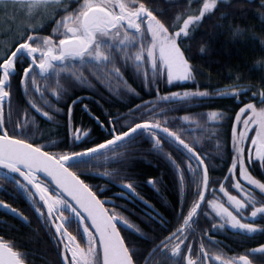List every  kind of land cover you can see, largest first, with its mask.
<instances>
[{
    "label": "snow or ice",
    "instance_id": "1",
    "mask_svg": "<svg viewBox=\"0 0 264 264\" xmlns=\"http://www.w3.org/2000/svg\"><path fill=\"white\" fill-rule=\"evenodd\" d=\"M255 2L179 0L178 5H171L179 10L165 15L164 9L155 6L156 0H0V191L4 184H12L29 202L36 220L56 241L63 264H253L250 255H264V244H259L251 253L225 256L213 235L214 230H227V226L242 234L264 232V225L255 222L257 217L264 219V179L253 174L258 166L264 176V80L247 103L240 98L251 86L239 83L216 92L197 87L162 95L158 87L161 80L168 85L194 81L196 69L189 52L201 24L219 13L213 25L219 29L233 15L221 8L251 7ZM258 14L264 17V0H258ZM48 27L51 33L43 34ZM229 30L233 34L243 31L235 23ZM199 50L203 53L206 48L201 45ZM129 73L149 90L157 85V99L142 100L126 115L109 114L107 121L85 105L106 132L100 142L75 150L76 142H84L91 131L73 123V106L79 97L68 105L69 143L61 147L63 142L36 141V132L42 131L41 119L54 121L63 112L59 104L70 89L92 85L93 77L110 89L115 83L139 96L129 83ZM16 76L27 97L26 105L13 104L12 79ZM212 95H231L242 105L230 125L231 163L223 179L212 178L208 156L197 148L196 140L185 136L192 124L205 130L211 127L223 160L227 144L218 129L232 118L220 110L209 111L206 119L204 114L186 113L171 120L167 115L176 110L171 105ZM177 120L183 123L177 124ZM137 137L148 139L152 150L164 156L181 193L179 208L174 210L177 226L171 230L167 227L170 222L156 209L152 208L154 216L146 213L149 227L158 221L164 230L152 238L146 250L123 234L127 230L138 240L148 239L125 215L124 205L105 197L103 189L97 191L79 171L94 167L96 160L126 158L128 146ZM148 183L155 186L158 181L150 177ZM189 185L194 186L190 202ZM121 188L122 196H139L126 175ZM0 207L31 223L23 210L4 199H0ZM0 264H27V254L0 236Z\"/></svg>",
    "mask_w": 264,
    "mask_h": 264
},
{
    "label": "trees",
    "instance_id": "2",
    "mask_svg": "<svg viewBox=\"0 0 264 264\" xmlns=\"http://www.w3.org/2000/svg\"><path fill=\"white\" fill-rule=\"evenodd\" d=\"M173 4L178 5L179 0H156L155 6L158 10L164 9L165 15H172L178 11L179 8L172 7L171 5ZM221 11H228L233 13V15H230L228 20L223 22L221 28L215 29L213 25L217 22V17L219 15V13H217V16L201 24L199 29L195 32V38L191 42L192 47L189 56L191 57V63L196 69V79L194 81L174 82L173 85H168L166 80H161L158 85L161 95L165 92L183 91L184 89L195 90L197 87L216 92L217 90L226 89L234 83H239L244 86H251V90L247 91L240 98V101L247 103L249 98L252 97V93L259 91L261 81L264 80V17L258 14V0L252 3L251 7L247 5L244 7L230 6L221 8ZM233 23L239 24L241 29H243L240 34H233V32L229 30V25ZM51 31V27H48L43 34H50ZM201 45H204L206 48V51L203 53L199 50ZM129 76V83H132L133 87L137 89L140 93L139 96L127 92V89L123 85L118 87L115 83L110 89L106 84L96 81L94 77L92 78V85H77L70 89L68 96L92 94L102 97V99L90 98L89 102L91 104V109L99 114V118L104 121H107L109 114L113 117L126 115L129 109L141 103L142 100L149 101L157 99V85H153L151 90H149L145 88L139 80L132 77L131 73H129ZM18 79V76L12 79V101L15 99L16 105L19 99V104L24 105L21 93L23 91H21L19 87ZM133 81L135 82L133 83ZM87 86H89V90ZM117 88L120 94L117 93ZM108 95H117L120 99H105V96ZM257 99H259L258 96ZM64 101H66V99H64ZM240 101H237L231 95H212L206 98L194 99L187 103L171 105V107H174L176 110L167 113L170 120L182 117L186 113L192 115L204 114L206 119V114L209 111L220 110L223 111L227 117L232 118L225 120L223 125L218 129L220 139L224 140L227 144V152H225L223 160L217 151L216 138L211 135L213 131L211 127L205 130L201 126L192 124L190 126V134L186 133L185 136V138L190 141L196 140L197 148L208 156L207 162L212 169L211 176L213 179H223V176L227 173V165L231 163V156L229 154L231 152L230 125L233 122L236 111L242 106ZM84 103H86V101L82 99L80 104ZM257 106L259 107L260 105L258 104ZM74 108V114H76L78 106ZM5 110L7 111V105H5ZM60 116L64 118L66 114L62 113ZM60 116H56V120L62 122L63 118ZM87 121L90 120L87 118ZM120 123L123 124L124 120H121ZM179 123L183 122L177 120V124ZM185 127L189 128V125L185 124ZM92 128L94 133L92 136L93 142L98 143L102 137L106 136V132L100 131L99 127L96 125ZM51 129L59 131L58 135L60 136L65 132L63 127H58L57 125L51 126ZM47 134L44 133L43 137L50 138L52 136V133ZM57 144H61V142ZM63 144L66 143L63 142ZM63 144H61V147H63ZM54 150L58 151L59 149ZM168 150L171 149L166 148V151ZM163 157L162 154H158L152 150V145L148 139L137 137V142L128 146L127 157L123 158V161H120V174L126 175L129 179L134 178L140 185L147 178H153L156 177L157 174H162L163 181L160 186V191L163 196H169L171 205L174 207L175 198L173 195H176L174 191L177 189L174 179L171 176L172 172L167 162L155 159H163ZM107 162V168L113 171L118 168L117 160H108ZM93 165L94 170H96L98 164ZM153 165H155V167ZM113 173L116 174L115 171ZM253 174L256 175L257 178L264 179L258 166L253 170ZM147 190L150 189L147 188ZM230 191L235 195H240L234 188H230ZM12 205L14 206V204ZM170 212L174 214L171 209ZM2 214L4 215V213ZM167 218L169 222L172 221L170 216L167 215ZM259 219L264 225V219ZM0 221L6 220L0 215ZM153 229H155V231H153ZM158 229V225L154 223L153 226L147 229V234L150 237L154 234H158ZM24 237L27 238L25 240L28 245L35 248L38 253L44 256L49 254L46 250V243H44L42 237L40 238L35 235H24ZM249 237H251V235L242 234L237 230L236 247L249 245L246 249L236 251L238 254L245 253L248 248L256 245L254 243L258 242L257 236L252 239ZM259 239L260 242H264V232L261 233ZM51 262L53 263V260Z\"/></svg>",
    "mask_w": 264,
    "mask_h": 264
},
{
    "label": "flooded vegetation",
    "instance_id": "3",
    "mask_svg": "<svg viewBox=\"0 0 264 264\" xmlns=\"http://www.w3.org/2000/svg\"><path fill=\"white\" fill-rule=\"evenodd\" d=\"M19 83V79H18ZM43 84V81H41ZM54 86V81L52 82ZM19 87L21 89L22 93V99L24 102V105L27 104V97L25 96L24 89L23 87L19 84ZM87 89L89 90V86H87ZM49 95L51 96V89H49ZM79 97L80 99L78 102L73 106L77 107L78 106V111L76 114H74V109L72 112L73 116V123L77 127H83L84 129H90V134L84 138V142L77 141L76 142V149L77 151L80 150V148L84 146H92L93 142V126L96 125L99 127V125L96 123L95 119L89 115L88 111L85 110V105L88 106V109H90L91 113H93L95 116H98L99 114L95 113L91 109V104L89 102L90 98H97V99H102V97L98 95H87V94H80V95H71L66 97V101L62 100L59 104V106L63 109L62 113L66 114V117L60 116L62 113L57 114V117L60 116L62 119V122L59 120H54V121H46V119H41L40 122V129L42 131H38L35 134V139L38 143L41 144H47L48 142H55L58 143L59 140L65 141V143H69L71 137L69 133V126H68V105L72 103L73 99H76ZM106 98H112V99H120L119 96L117 95H108L105 96ZM82 99L86 101L84 104H80L82 102ZM18 102L19 99H18ZM16 100L13 99V104L15 105ZM99 117V116H98ZM116 117V116H115ZM87 118L90 121H87ZM57 125L58 127H65L66 131L62 136L58 135L59 131H56L55 129H51V126ZM100 131H103L99 127ZM104 132V131H103ZM44 133H52V136L50 138H45L43 137ZM48 135V134H47ZM124 150H122L123 152ZM156 160H161L163 162H166V159L163 157L162 158H155ZM124 159H118V168L114 170L116 174H114L112 169L107 168V161L100 159L93 161V164H98L96 167V170H94V167L91 168H86V167H81L79 169L80 172L84 173L85 179L93 185H96L97 191H100L101 189L104 190V195L107 198H110L115 201L117 205H124L125 210V215L129 216V218L138 224L144 231L147 233V229L149 227V221H148V216L146 215H153L154 213L152 212V208L156 209L158 212H160L163 217L167 220V215L171 217L172 221L170 224L167 225L168 229L171 230L172 228L177 226V221L175 214H172L170 212V209L173 211L178 210L180 202H181V193L180 189L178 186V178L173 173L172 167L168 164L170 171L172 172V178L174 179L175 187L177 190L176 195L174 194L173 197L175 198V204L174 207L171 205V200L169 199V196H163L161 191H160V186L162 185L163 181V175L162 174H157L155 178L158 183L153 186L148 183L149 178H147L141 185L138 183L134 178H131L130 180L136 185V191L139 193V196H136L135 194L131 196H122V177L124 176L121 173L120 170V161H123ZM155 167V165H153ZM186 166V165H185ZM107 171L112 173L110 176H104L103 173ZM99 172V173H97ZM116 175V177H115ZM116 178V180H115ZM3 182H0L2 184ZM141 186V187H140ZM143 186V187H142ZM4 190L0 191V199H4L6 202L10 204H14V207L21 209L25 212L26 215L29 216L31 223H26L23 222L20 218L15 217L14 215L4 212L0 210V215L3 217L6 221H3V223H0V236H2L5 240L10 241L16 245L19 246V250L21 252H24L27 254V264H63V258L62 256L58 255V248L56 241L52 238V236L49 234L48 229L45 227H42L40 223L36 220V215L34 211L31 209L29 206V202L19 193L16 192L15 188L13 187L12 184H4L3 185ZM150 189V190H147ZM189 193H188V200L189 202L191 201V191L194 190V186L189 185ZM219 186L217 185V189ZM158 189V190H157ZM259 191V190H257ZM219 195H223L222 193H219ZM139 197H143V200H141ZM226 200V197L224 198ZM147 202V205H150L151 207H148L145 203ZM250 211V210H249ZM4 213V215L2 214ZM167 214V215H166ZM255 222L258 224H261V221L259 217L255 218ZM156 224L158 225V234H154L153 236H148V239L146 240H138L137 235L133 234L129 231H124V235L128 237L130 241H136L137 245L142 249L146 250L148 247H150L151 240L155 236H159L164 230L159 226V222L157 221ZM201 224L203 226L204 222L201 221ZM153 226V224H152ZM54 231V229H53ZM236 232L237 230L231 229L230 226H227V230H214L213 235H215L216 240L219 242L217 244L218 249H222L223 253L225 256L231 257V256H236L239 255L236 252ZM261 231H257L255 234H249L253 238L255 236L258 237V242L254 243L256 245L248 248L245 253H250L252 249H255L259 244H264V242H260V235ZM24 235H35L38 237H42L44 243H46V250L48 251V255L44 256L41 253H38L35 248L30 247L24 237ZM197 237H199V232L197 233ZM40 240V239H39ZM256 240V239H255ZM254 240V241H255ZM260 242V243H259ZM51 253V254H50ZM243 253V254H245ZM250 259H252L253 264H264V255L261 254H252L250 255ZM53 260V263L51 262ZM215 264H219V262H215Z\"/></svg>",
    "mask_w": 264,
    "mask_h": 264
},
{
    "label": "rangeland",
    "instance_id": "4",
    "mask_svg": "<svg viewBox=\"0 0 264 264\" xmlns=\"http://www.w3.org/2000/svg\"><path fill=\"white\" fill-rule=\"evenodd\" d=\"M185 2H186V0H185ZM193 7H198V5H197V4H194ZM178 10H179V8H178ZM178 82H185V81H178ZM63 128L65 129L64 131H66V128H65V127H63ZM253 134H254V133H253ZM61 142H64V143H65V141H61ZM58 143H60V140H59ZM249 143H250V141H249ZM63 145H64V144H63ZM240 244H241V243H240ZM247 246H249V245L242 246V247H236V251L246 249ZM239 248H241V249H239Z\"/></svg>",
    "mask_w": 264,
    "mask_h": 264
},
{
    "label": "water",
    "instance_id": "5",
    "mask_svg": "<svg viewBox=\"0 0 264 264\" xmlns=\"http://www.w3.org/2000/svg\"><path fill=\"white\" fill-rule=\"evenodd\" d=\"M0 210H2V211H5V212H7V213H10V214H12L11 212H9L8 210H6V209H4V208H2V207H0ZM12 215H14V214H12ZM250 253H251V251H250ZM256 254H259V253H256Z\"/></svg>",
    "mask_w": 264,
    "mask_h": 264
},
{
    "label": "bare ground",
    "instance_id": "6",
    "mask_svg": "<svg viewBox=\"0 0 264 264\" xmlns=\"http://www.w3.org/2000/svg\"><path fill=\"white\" fill-rule=\"evenodd\" d=\"M199 111V110H198ZM192 132V131H191ZM193 133V132H192Z\"/></svg>",
    "mask_w": 264,
    "mask_h": 264
}]
</instances>
